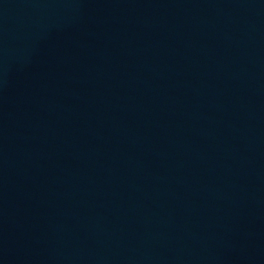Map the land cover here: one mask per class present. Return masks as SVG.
<instances>
[{
	"label": "water",
	"instance_id": "obj_1",
	"mask_svg": "<svg viewBox=\"0 0 264 264\" xmlns=\"http://www.w3.org/2000/svg\"><path fill=\"white\" fill-rule=\"evenodd\" d=\"M0 264H264V0H0Z\"/></svg>",
	"mask_w": 264,
	"mask_h": 264
}]
</instances>
